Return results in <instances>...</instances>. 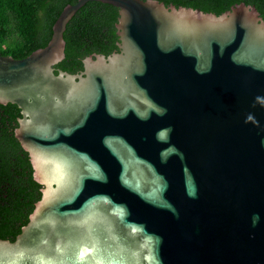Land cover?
I'll return each mask as SVG.
<instances>
[{
    "label": "water",
    "instance_id": "95a60500",
    "mask_svg": "<svg viewBox=\"0 0 264 264\" xmlns=\"http://www.w3.org/2000/svg\"><path fill=\"white\" fill-rule=\"evenodd\" d=\"M0 54V103L41 184L0 264H264V18L160 0L118 8L117 48Z\"/></svg>",
    "mask_w": 264,
    "mask_h": 264
},
{
    "label": "trees",
    "instance_id": "16d2710c",
    "mask_svg": "<svg viewBox=\"0 0 264 264\" xmlns=\"http://www.w3.org/2000/svg\"><path fill=\"white\" fill-rule=\"evenodd\" d=\"M217 14L244 1L255 5L264 18V0H160ZM76 0H0V54L22 58L45 46L52 24L68 3ZM118 8L97 0L87 1L67 22L63 36L65 57L54 67L75 73L82 59L94 52L110 54L118 49L115 22ZM17 104L0 103V237L15 239L27 223L34 203L41 196V184L33 178L28 152L14 135Z\"/></svg>",
    "mask_w": 264,
    "mask_h": 264
}]
</instances>
